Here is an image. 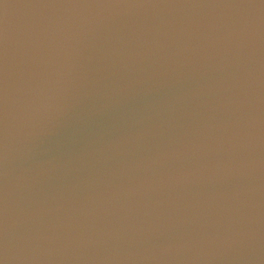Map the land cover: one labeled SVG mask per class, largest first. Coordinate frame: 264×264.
Returning <instances> with one entry per match:
<instances>
[{
    "label": "water",
    "instance_id": "1",
    "mask_svg": "<svg viewBox=\"0 0 264 264\" xmlns=\"http://www.w3.org/2000/svg\"><path fill=\"white\" fill-rule=\"evenodd\" d=\"M65 2L10 59L5 264H264L262 0Z\"/></svg>",
    "mask_w": 264,
    "mask_h": 264
},
{
    "label": "snow or ice",
    "instance_id": "2",
    "mask_svg": "<svg viewBox=\"0 0 264 264\" xmlns=\"http://www.w3.org/2000/svg\"><path fill=\"white\" fill-rule=\"evenodd\" d=\"M80 6L87 5L69 4L65 0H0V123L6 115L10 59H15L18 65L26 62L31 52L33 39L43 27L46 10ZM260 7L264 8V0ZM9 8L17 9L15 18L9 16ZM260 27L264 31V14L261 16ZM261 100L264 101V96ZM261 120L264 122V117H261ZM3 211V206L0 205V264H5L8 259L7 244L3 239ZM64 260L67 258L58 257L53 260L29 256L16 262L17 264H58V261ZM74 264H82V262H74Z\"/></svg>",
    "mask_w": 264,
    "mask_h": 264
}]
</instances>
